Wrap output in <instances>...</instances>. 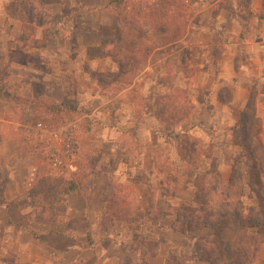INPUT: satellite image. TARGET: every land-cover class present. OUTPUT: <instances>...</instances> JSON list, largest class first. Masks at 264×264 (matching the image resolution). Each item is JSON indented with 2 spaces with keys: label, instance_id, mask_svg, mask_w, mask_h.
<instances>
[{
  "label": "crops",
  "instance_id": "crops-1",
  "mask_svg": "<svg viewBox=\"0 0 264 264\" xmlns=\"http://www.w3.org/2000/svg\"><path fill=\"white\" fill-rule=\"evenodd\" d=\"M14 1L0 0V70L6 72L0 74V264H121L125 256L121 252L123 245L134 241L130 234L124 235L114 219L109 227H104L106 197L114 184H133L139 172L150 173L159 181L164 177L157 167L161 143L156 133L162 130L157 112L152 104L139 120V108L129 97L140 90H147L150 95L155 87L162 94L169 89L161 84L162 72L147 74L152 71L150 65L114 92L109 90L115 85L103 87L93 79V74L117 72V65L109 56L87 58L89 49L100 46L102 39H115L118 33L115 15L109 10H99L95 1L42 0L46 12L44 22L20 21L16 13L9 11ZM66 6L71 9L68 18L74 24L70 34L58 22L64 17ZM184 41L173 44V48L186 49L182 46ZM232 55L230 51V63L223 59L218 63L214 80L213 63L195 65L190 79L194 88L211 91L215 81H230L237 92L241 90ZM258 66L264 73V58H258ZM229 68L230 78L224 72H229ZM205 79L211 81V86L203 84ZM188 80L177 73L174 86L183 87ZM1 84L8 85L7 95ZM242 91L243 95L232 96L230 107L238 105L242 109L246 100ZM9 95L59 104L70 100L76 111L86 110L80 118L92 120L95 126L92 136L85 144L88 139L84 141L85 137L77 134L71 161L65 173L58 176L72 181L73 191L60 194L57 189L46 186L58 177L51 176L48 162L35 157L28 137H22L21 123L6 119L10 112L6 102ZM211 103L219 104L218 101ZM203 105L199 103L198 109ZM128 129L131 130L129 144H124L123 136ZM180 129L176 127L174 138L168 142H174L171 147L176 149L180 146L176 138ZM137 187L131 210L142 214L149 208L145 207L146 195L139 193ZM131 223L146 228V243L159 240V235L157 239L154 237V225L144 223L143 217ZM147 226L153 228L152 234L147 232ZM121 231L125 240L121 239ZM161 232L168 235V241H162L153 252L143 250L146 264H167L164 244L173 242L170 237L175 238L177 234L168 229ZM141 254L136 250L130 257L138 261ZM263 260L264 247L260 245L258 261L254 264H261Z\"/></svg>",
  "mask_w": 264,
  "mask_h": 264
},
{
  "label": "rangeland",
  "instance_id": "rangeland-1",
  "mask_svg": "<svg viewBox=\"0 0 264 264\" xmlns=\"http://www.w3.org/2000/svg\"><path fill=\"white\" fill-rule=\"evenodd\" d=\"M41 1L15 0L14 4H11L9 11L15 13L21 10L22 14H24L23 16L28 19L44 22L46 12L43 10ZM64 1L76 2L75 0ZM94 1L99 10H109L113 14L115 13L114 7L108 4V0H103V2L102 0H93L92 2ZM155 1L157 0H122L120 8L125 12H130L132 9L138 10L145 3ZM187 8L186 36L183 38L185 41L184 45H182L186 46V49L179 51L178 48H173V44L168 45L154 53L155 55L153 56L152 53L146 55L134 72V75H136L139 71L150 65L152 71L147 74L153 76L158 72H162L161 84L163 86L162 80L164 79V75L163 69H161L162 66L171 71L170 74L174 73L176 77L178 73L176 72L178 67L177 62H179V58H182L184 65H182L181 70L183 74H181L189 79L183 87H175L174 78L171 86H163L167 87V90L169 89L166 94L158 92V89L156 90L155 87V90L151 91L150 95L147 93V90L145 92L140 90V92L131 95L129 99L139 108L137 116L139 120L143 117L142 114L152 107V104L157 112L156 117L158 119L161 106L156 104L157 101L172 97L176 89L183 90L184 94H182L181 100L185 104L187 111L191 109V114L188 119L176 124L171 130H166L160 122L162 130L156 133L157 139L161 143V148L158 151L159 161L157 167L162 170L160 173H164V177L160 181L158 178H152L150 173L139 172L137 177H134L133 184H114L111 193L107 195L110 197L112 194H115L110 199V203L117 204L119 202V209H122L123 212H128L127 214L129 215L128 219L117 221V227H121L124 230V235L130 234L134 241V244L123 245L121 252L125 256L123 255L124 259L121 264H146L143 257L145 252H153L162 241H168V235L163 234L161 230L168 229L169 231H173L170 229V222L175 220L179 212H186L190 209L196 210L197 207L193 203L194 195L200 189L203 175L206 172H209L212 176L218 175L221 185L226 186L231 164L233 161H240V150L238 147H234L232 142L237 138L234 130L238 128L239 117L247 103L250 90H253L254 96L258 101L262 97L264 99V95H261V90L264 89V73L258 66V58H264V0H189ZM70 10L66 6L62 14L64 17L58 20L63 26L61 29L69 34L74 31V24L68 18ZM159 29L160 25L153 27L154 31H158ZM110 48L107 47L108 50ZM230 51L233 54L232 60L237 72L238 86L241 90L237 92L230 85V81L228 83L215 81L214 89L211 91L210 89L198 91L194 88V83L190 79L193 76L195 65L205 63L206 61L213 63L211 65V72L212 80H214L218 63L222 59L223 62L226 60V62L229 61L230 63ZM112 53L116 52L112 51ZM129 71H131L130 67ZM224 72L230 78V68L229 72ZM0 74H6V72L1 69ZM112 74H100L94 76L93 79L106 84V87L115 85L111 87L109 92H114L118 89V86L127 84L130 80V76H123L119 82L111 83ZM205 80L203 84L211 86V81ZM2 86L4 93H6L5 95H7L8 85L3 84ZM102 86L105 87V85ZM242 89L246 95L242 109L238 105L230 107L232 96H238V93L243 95L241 93L243 92ZM210 92L212 93L211 95ZM187 99L190 105H186ZM220 99L227 103L221 104ZM216 101L219 104L214 105L213 103L212 105L211 102ZM6 102L8 103L10 112L5 117L8 121H18L21 123L23 139L28 137L26 132L27 127L40 122L56 127L68 125L76 136L78 133H81V136L85 137L84 141L88 139L85 141V144H88L89 138H91L93 129L95 128L91 119L86 117L80 118L85 109L76 111L73 109L74 103L70 100L61 101V103L67 102L68 104L60 107L59 103H51L45 99L31 100L9 95L6 98ZM199 103L204 104L200 109H198ZM255 107V113L259 119V126L256 130L257 140L264 146V100L262 103H257ZM176 127H181L180 133L176 137L180 145L178 149L171 147L172 144H175L174 142L168 144L174 138ZM130 131L128 129L123 136L124 144H129ZM29 146L39 161L48 162L49 155L46 144L35 142ZM121 159L127 161L126 158L121 157ZM65 171L63 169L62 173H65ZM85 172L87 173V171ZM85 172L84 174H86ZM81 176L80 174L78 179ZM242 178L243 182L246 183L248 173H246L245 169L242 171ZM211 180L208 179L207 183L210 184ZM68 182V180L55 179L48 182L49 184H46V186L55 188L62 194L68 186ZM135 187L138 188L139 193L146 195L144 201L148 205L145 204V207L147 206L146 208H149V211L142 213L143 215L141 212L136 213L131 210L132 203L136 199ZM174 200L180 201V204ZM139 203L140 205L142 204L141 200ZM255 204V198L245 186L242 198L244 211L247 212V208L255 206ZM142 217L144 223L154 225L155 231L151 226H147V232L152 234V231H154L153 234L156 239L159 238L158 235L160 236L156 243H146L144 240L146 238L144 235L146 228H140L138 223H131V220L135 222V220ZM111 221L104 222V227H109ZM150 228L151 231L149 230ZM123 232L121 231L120 233L121 239L125 240ZM173 232L177 234V237H170L174 241L170 242V244H164V247L166 255L172 257L174 264H207L205 262L194 261L192 256L195 239L209 234L206 229L202 231H190L188 228H184L181 233ZM182 240L185 243L181 244ZM144 249L146 250L145 252L143 251ZM136 250L143 254L140 255L141 257L138 261H134L130 257L136 253ZM257 261L258 259L255 262Z\"/></svg>",
  "mask_w": 264,
  "mask_h": 264
},
{
  "label": "trees",
  "instance_id": "trees-1",
  "mask_svg": "<svg viewBox=\"0 0 264 264\" xmlns=\"http://www.w3.org/2000/svg\"><path fill=\"white\" fill-rule=\"evenodd\" d=\"M121 2L122 0H108V4L115 9L114 15L118 22L115 39H102L100 46L87 52L88 59L109 56L114 60L117 72L112 74L111 83L119 82L123 76H130L131 79L146 55L152 53L153 56L154 53L186 36L189 0H157L145 3L138 10L132 9L130 12L121 10ZM15 13L20 21L28 20L21 10ZM156 25H160L158 31L153 30ZM107 47L112 49L108 50ZM177 65L176 72L183 74L181 68L184 60L179 58ZM161 69L164 75L163 86H171L175 74H170L171 71L165 66ZM97 75L100 74H93ZM182 94L183 90L176 89L172 97L156 103L161 106L158 119L166 130H171L176 124L188 119L191 114V109L187 111L181 100ZM261 95H264V89L261 90ZM263 100L262 97L258 101L253 90H250L247 103L239 117L238 128L234 130L237 138L232 142V145L240 150V161H233L231 164L226 186L221 185L218 175L212 176L206 172L200 189L194 195L193 203L197 207L196 210L179 212L175 220L170 222V229L175 232L181 233L184 228L190 231L205 229L208 231L209 234L206 236L195 239L192 251L194 261L207 264H253L258 259L259 246H264V146L257 140L259 119L255 113L256 104L262 103ZM220 102L227 103L222 99ZM66 104L68 103L62 102L60 107ZM186 105H190L188 99ZM243 169L248 173L246 183L242 178ZM208 179H212L210 184L207 183ZM245 186L256 201L255 206L247 208V212L242 205ZM74 189V183L69 181L63 193L68 194ZM113 196L115 194L106 197L107 217L104 218V222L129 218L128 212L119 209V202L110 203ZM183 243L184 240L181 241V244ZM166 263L174 264L170 255L167 256ZM261 264H264V260Z\"/></svg>",
  "mask_w": 264,
  "mask_h": 264
},
{
  "label": "built area",
  "instance_id": "built-area-1",
  "mask_svg": "<svg viewBox=\"0 0 264 264\" xmlns=\"http://www.w3.org/2000/svg\"><path fill=\"white\" fill-rule=\"evenodd\" d=\"M26 132L29 144L42 142L47 145L50 174L53 177L60 176L70 163L77 145L76 135L70 126L56 127L39 122L27 127Z\"/></svg>",
  "mask_w": 264,
  "mask_h": 264
}]
</instances>
